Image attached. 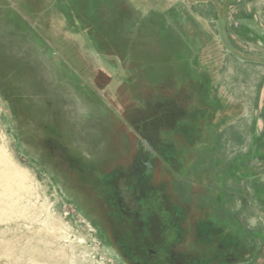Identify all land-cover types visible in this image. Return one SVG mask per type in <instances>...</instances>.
Segmentation results:
<instances>
[{"label":"rangeland","instance_id":"obj_1","mask_svg":"<svg viewBox=\"0 0 264 264\" xmlns=\"http://www.w3.org/2000/svg\"><path fill=\"white\" fill-rule=\"evenodd\" d=\"M0 145V264H264V0H0Z\"/></svg>","mask_w":264,"mask_h":264},{"label":"bare ground","instance_id":"obj_2","mask_svg":"<svg viewBox=\"0 0 264 264\" xmlns=\"http://www.w3.org/2000/svg\"><path fill=\"white\" fill-rule=\"evenodd\" d=\"M39 199L30 173L18 166L0 145V222L30 219L36 211L42 209L37 202ZM52 229L55 232L60 229L63 231L65 225L58 222Z\"/></svg>","mask_w":264,"mask_h":264},{"label":"flooded vegetation","instance_id":"obj_3","mask_svg":"<svg viewBox=\"0 0 264 264\" xmlns=\"http://www.w3.org/2000/svg\"><path fill=\"white\" fill-rule=\"evenodd\" d=\"M127 211H128V214H130L131 216L134 217V220L136 221V224H137L139 230L141 228L146 229V231L149 234L150 233V228H151V226L153 224V221L155 219V216H157V215L155 213H152V212H147V213L145 212V213H143V212H141V209H139V207L134 208V206H133V208H130V210L128 209ZM161 220H164L165 222L167 221L166 218H162ZM168 227L170 229H174V224L171 222ZM172 240H174V238ZM142 245L144 246V249L151 256H153L155 258L160 257L159 254L162 255L164 251H166L167 249H169L171 247L168 244V245H163L162 247L154 248L152 246V244H151L150 239L148 238V236L145 237V239L142 240Z\"/></svg>","mask_w":264,"mask_h":264}]
</instances>
